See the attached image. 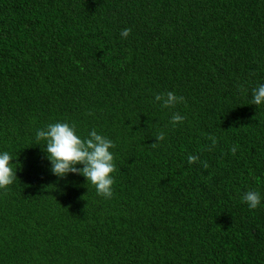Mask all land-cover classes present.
<instances>
[{
  "label": "trees",
  "instance_id": "trees-1",
  "mask_svg": "<svg viewBox=\"0 0 264 264\" xmlns=\"http://www.w3.org/2000/svg\"><path fill=\"white\" fill-rule=\"evenodd\" d=\"M261 82L264 0H0V264H264ZM56 121L113 140L110 199L50 172Z\"/></svg>",
  "mask_w": 264,
  "mask_h": 264
},
{
  "label": "clouds",
  "instance_id": "clouds-1",
  "mask_svg": "<svg viewBox=\"0 0 264 264\" xmlns=\"http://www.w3.org/2000/svg\"><path fill=\"white\" fill-rule=\"evenodd\" d=\"M131 29L123 28L120 36L126 38ZM154 101L162 108H174L178 103L184 101V97L177 95L174 91L156 93ZM257 107L264 105V82L257 83L251 89V102ZM185 119L179 112H173L170 123L175 126ZM164 139L161 132L156 137ZM34 144L41 146L50 164V172L58 179L65 178L68 174H79L85 177L87 185L90 183L95 187L96 193L105 199L113 196L115 171L114 142L108 136L98 132L95 128L82 136L78 133L75 123L68 121L50 122L35 130ZM213 143L215 141L213 140ZM233 152L236 148L231 149ZM13 155L7 150H0V188L12 184L16 176V168H13ZM197 155H189L188 163L197 161ZM78 165H80L78 167ZM203 166L208 167L204 162ZM240 199L247 204L249 209H255L264 203V196L256 189H249L241 193Z\"/></svg>",
  "mask_w": 264,
  "mask_h": 264
}]
</instances>
